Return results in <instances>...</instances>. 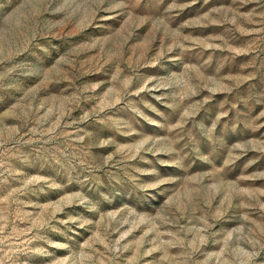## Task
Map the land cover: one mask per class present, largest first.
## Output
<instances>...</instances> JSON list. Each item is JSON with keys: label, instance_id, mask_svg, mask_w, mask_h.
<instances>
[{"label": "rangeland", "instance_id": "374dc122", "mask_svg": "<svg viewBox=\"0 0 264 264\" xmlns=\"http://www.w3.org/2000/svg\"><path fill=\"white\" fill-rule=\"evenodd\" d=\"M0 264H264V0H0Z\"/></svg>", "mask_w": 264, "mask_h": 264}]
</instances>
